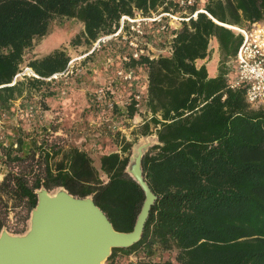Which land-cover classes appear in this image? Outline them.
<instances>
[{
    "label": "trees",
    "instance_id": "16d2710c",
    "mask_svg": "<svg viewBox=\"0 0 264 264\" xmlns=\"http://www.w3.org/2000/svg\"><path fill=\"white\" fill-rule=\"evenodd\" d=\"M162 3L0 0V115L8 117L12 102L33 91L39 97L28 106L49 110L46 98L54 92L46 79L67 68L66 51L31 57L27 65L38 78L15 76L25 52L48 33L54 18L81 21L83 31L71 42L89 45L112 33L122 15L158 12ZM198 8L205 12L171 30L170 51L134 58L127 48L125 65L143 67L146 76L142 98L150 116L140 130L155 134L156 142L143 150L141 169L156 198L140 239L112 248L104 264H264V108L246 101L244 86H230L226 64L241 42L229 26L264 22V0H203L190 11ZM212 38L220 54L213 77L196 63L209 55ZM129 96L132 118L139 101ZM34 119L31 130L19 122L0 138V233H26L37 191L56 188L90 196L115 230L131 231L145 198L128 172L132 142L116 139L117 148L103 152L96 164L89 151L67 143L54 119ZM161 253L173 259L155 262Z\"/></svg>",
    "mask_w": 264,
    "mask_h": 264
},
{
    "label": "rangeland",
    "instance_id": "374dc122",
    "mask_svg": "<svg viewBox=\"0 0 264 264\" xmlns=\"http://www.w3.org/2000/svg\"><path fill=\"white\" fill-rule=\"evenodd\" d=\"M148 27V34L138 39V46L144 49V53L153 55L170 51L171 29L162 31L158 27L156 29V26L154 29ZM82 31L83 23L78 19L56 17L51 21L48 33L33 41L32 47L25 52L22 66L26 65L31 57H41L54 49H62L70 58L68 71L57 78L46 79L47 90L54 92L46 98L49 110L39 107L31 109L28 106L29 101L37 100L40 91H33L31 95L25 94L14 100L11 105V111L14 112L8 113V117L4 113L0 115V138L4 131L11 130L19 122L25 123L24 126L31 130L32 121L39 115L46 121L54 119V122L63 126L58 133L67 143L89 151L96 164L103 152L117 148L116 139L124 137L131 141L129 169L138 147L145 145L146 148L156 142L155 134L144 136L140 130V125L150 116L142 98L146 81L144 68L133 69L125 65L128 60L127 48L130 46L122 38H113L94 50L93 42L89 45L72 43V39ZM209 49L208 64L213 62L211 43ZM226 64L232 68L233 59ZM120 69H131L132 78L125 80L122 75H118ZM131 93L139 102L137 112L129 118L127 105L131 100ZM259 107L264 108V105L255 106ZM30 118L32 119L29 120ZM2 173L0 167V178ZM58 190L59 188L54 189L51 194ZM173 256L174 254L161 253L156 254L153 260L163 262L168 258L172 260ZM129 259L134 261L135 257L130 256Z\"/></svg>",
    "mask_w": 264,
    "mask_h": 264
},
{
    "label": "water",
    "instance_id": "95a60500",
    "mask_svg": "<svg viewBox=\"0 0 264 264\" xmlns=\"http://www.w3.org/2000/svg\"><path fill=\"white\" fill-rule=\"evenodd\" d=\"M144 146L138 147L128 169L145 196L131 231L115 230L90 196L74 197L64 188L54 194L40 189L29 230L0 233V264H103L112 248L136 243L156 198L142 174Z\"/></svg>",
    "mask_w": 264,
    "mask_h": 264
},
{
    "label": "built area",
    "instance_id": "2783aa9c",
    "mask_svg": "<svg viewBox=\"0 0 264 264\" xmlns=\"http://www.w3.org/2000/svg\"><path fill=\"white\" fill-rule=\"evenodd\" d=\"M197 1L199 0H163L158 12L152 11L150 14L143 15L137 11L132 16L122 15L115 30L112 33L100 35L93 42L92 50L98 49L113 38H122L130 46L131 56L137 58L140 54H144V49L138 46V39L145 37L146 26L154 24L162 31L169 28L175 30L183 22L195 18L199 11L205 12L202 8L190 11ZM163 6H167L168 9H163ZM229 27L241 37L233 58L235 76L230 77V86L232 88L244 86L246 101L252 107L262 106L264 105V22L256 21L246 27ZM68 68L69 63L63 72L55 73L47 80L61 76L68 71ZM117 73L125 80L132 78L131 69L127 71L120 69ZM25 77L38 78L39 76L26 64L21 67L15 78L24 79Z\"/></svg>",
    "mask_w": 264,
    "mask_h": 264
},
{
    "label": "crops",
    "instance_id": "0c3cea01",
    "mask_svg": "<svg viewBox=\"0 0 264 264\" xmlns=\"http://www.w3.org/2000/svg\"><path fill=\"white\" fill-rule=\"evenodd\" d=\"M211 43V48L213 50V58H212V61L210 64L207 63V60H208V56L204 59H200V60H197V64L198 65H202L204 64L207 68V71H208V75L213 77V76H216L217 73H218V65H219V59H220V54H219V45H218V42L215 38H212L210 39L209 41V45ZM230 72H229V77H233L235 76V68H234V64L232 65V68H230Z\"/></svg>",
    "mask_w": 264,
    "mask_h": 264
},
{
    "label": "bare ground",
    "instance_id": "6f19581e",
    "mask_svg": "<svg viewBox=\"0 0 264 264\" xmlns=\"http://www.w3.org/2000/svg\"><path fill=\"white\" fill-rule=\"evenodd\" d=\"M29 227H30V225H29Z\"/></svg>",
    "mask_w": 264,
    "mask_h": 264
}]
</instances>
